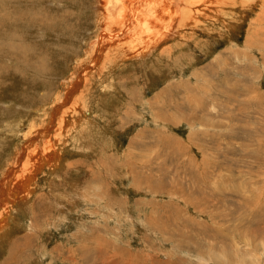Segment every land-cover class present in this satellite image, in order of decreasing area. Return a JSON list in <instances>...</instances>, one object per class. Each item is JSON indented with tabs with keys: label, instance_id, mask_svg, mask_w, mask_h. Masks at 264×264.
Listing matches in <instances>:
<instances>
[{
	"label": "rangeland",
	"instance_id": "1",
	"mask_svg": "<svg viewBox=\"0 0 264 264\" xmlns=\"http://www.w3.org/2000/svg\"><path fill=\"white\" fill-rule=\"evenodd\" d=\"M94 5L0 0V264H264V0Z\"/></svg>",
	"mask_w": 264,
	"mask_h": 264
},
{
	"label": "bare ground",
	"instance_id": "2",
	"mask_svg": "<svg viewBox=\"0 0 264 264\" xmlns=\"http://www.w3.org/2000/svg\"><path fill=\"white\" fill-rule=\"evenodd\" d=\"M94 1V6H95V8H97V9H99L100 8V10H97V9H95V11H98V14H97V16H96V18H95V20H93V22H94V24H96L97 25V27H100L101 25L103 26L102 27V33L100 34V36H99V38L98 39H96V41L94 42L93 41V45H92V47L95 45H98L97 47H96V50L93 52V56L95 57L96 55H97V57L99 56V54L101 53V55H103L102 54V52H103V49L102 48H104L105 49V47H107V46H116V47H118V48H121L120 50L123 52V54L125 53V56H127L126 54L127 53H129L130 55H128L129 57H132V58H136V57H139V56H143V54L145 55V53L147 52V49H148V47L149 46H143V48H142V46L140 47V46H138L137 45V47H126L125 45L123 46V44L121 43V40L122 39H124L125 37L127 38L128 36H130V35H135V34H139L140 32H142V30H144V29H142V27L140 28V25H144V27H146V28H148L149 29V27H153L154 29H155V36H154V39H153V42L155 43L156 41H158L159 40V38H160V27L164 24V20L167 18V16H168V14L169 15H175V14H173V11H175V10H173L172 11V4H173V2H177V4L179 5V9H180V14H181V18H180V21L181 20H187V17H186V15H184L185 14V10H184V8H185V6H186V4L187 3H189V1L191 2V0H93ZM195 2H197V1H195ZM20 3V2H19ZM72 4L74 5L75 3H74V1L72 2ZM77 4V3H76ZM75 4V5H76ZM110 4V5H109ZM93 6V7H94ZM75 7V6H74ZM80 7V6H79ZM111 8H113V10L114 11H117V10H119V9H123V10H132V12L133 13H135L134 15H131L130 17H131V21L130 22H127L128 24L126 25V26H124L125 24H126V20L125 19H123L122 21L121 20H109L106 16L108 15L107 14V12L106 11H109V9H111ZM175 8V7H174ZM91 9H93L92 7H91ZM103 11H105V12H103ZM113 11V13H115ZM92 12V11H91ZM131 12V13H132ZM110 13V12H109ZM113 13H112V15L110 14V16H115V17H117L118 15H119V13L117 14V16L116 15H113ZM175 13V12H174ZM105 17V21H108V22H110L111 24H109V25H107V23H103V20L101 19V17ZM129 16V15H128ZM109 17V16H108ZM124 18V17H123ZM153 18L154 19H158V21L160 22V24H157L154 20H153ZM185 18V19H184ZM36 19V18H35ZM34 19V20H35ZM170 19H172V18H170ZM169 19V20H170ZM178 22V21H177ZM166 23V22H165ZM179 23V22H178ZM166 24H169V23H166ZM171 24V23H170ZM177 26H178V24H176ZM95 26V25H94ZM160 26V27H159ZM176 26V27H177ZM156 28H158V29H156ZM118 29V31H116ZM116 31V32H115ZM145 31V30H144ZM169 32V31H168ZM149 33V32H148ZM152 33H153V31H152ZM142 34H144V37L146 36L145 35V32L144 33H140V37H142L141 35ZM147 34V33H146ZM153 35V34H152ZM172 36H174V33L172 34V35H170V37H172ZM133 37V36H132ZM131 37V38H132ZM135 38H137V37H135ZM134 38V39H135ZM139 38V37H138ZM104 39L107 41V43H105L104 42ZM133 39V40H134ZM166 39V38H165ZM126 42H129V41H126ZM125 42V43H126ZM133 42V41H132ZM145 42V41H144ZM135 43V42H134ZM138 43V42H137ZM137 43H135V44H137ZM141 43V42H140ZM148 43V42H147ZM143 44V43H142ZM149 44H150V41H149ZM126 45H127V43H126ZM133 45V44H132ZM147 45V44H146ZM157 45V44H156ZM131 46V45H130ZM154 46V45H153ZM141 48V49H140ZM153 48V47H152ZM151 48V49H152ZM92 49V48H91ZM99 49H101L102 50V52H100V53H98V54H96V52H98V50ZM84 50H86V49H84ZM90 51V50H89ZM86 52V51H85ZM110 52V51H109ZM121 52V53H122ZM88 53V52H87ZM107 54V53H106ZM110 54V53H109ZM149 54V53H148ZM147 54V55H148ZM146 55V56H147ZM120 56V55H119ZM127 56V57H128ZM145 56V57H146ZM96 57V58H97ZM95 58V59H96ZM141 58V57H140ZM100 59H101V57H100ZM118 59V58H117ZM125 59V58H124ZM127 59V58H126ZM125 59V60H126ZM116 60V59H115ZM88 61V60H87ZM99 61V60H98ZM106 61V60H105ZM114 61V60H113ZM112 61V62H113ZM118 61H119V59H118ZM95 62H97V61H94V63ZM116 63V62H115ZM111 64V63H110ZM90 65V64H89ZM88 65V66H89ZM115 66V65H114ZM86 67H84V69H85ZM86 70V69H85ZM84 70V71H85ZM88 71V70H87ZM101 71V70H100ZM109 71H110V69H109ZM89 72V71H88ZM87 72V73H88ZM99 72V71H98ZM86 74V73H85ZM99 74V73H98ZM76 78V77H75ZM70 79V78H69ZM73 79V78H72ZM67 91V90H66ZM73 91V90H72ZM64 93H66V92H64ZM70 93V92H69ZM68 93V94H69ZM66 95V94H65ZM72 95V94H71ZM65 97V96H64ZM68 97H69V95H68ZM67 97V98H68ZM63 98V97H62ZM64 100V99H63ZM62 104V103H61ZM59 109V108H58ZM58 109H56V110H54V113H56L57 115L60 113V112H58ZM58 112V113H57ZM54 113H52V114H54ZM55 116V115H54ZM52 118H53V116H52ZM79 119V118H78ZM51 121V120H50ZM49 121V122H50ZM48 128V127H47ZM50 129V128H49ZM49 129H47V130H49ZM50 131H51V129H50ZM44 132H47V131H44ZM50 133V132H49ZM44 134V133H43ZM48 134V133H47ZM40 136V135H39ZM44 136H45V134H44ZM44 136H41V137H44ZM49 138H50V136H48ZM48 138V139H49ZM42 139V138H41ZM46 139V138H45ZM44 139V140H45ZM46 141V140H45ZM63 141V140H62ZM46 144V143H45ZM47 145V144H46ZM55 147V146H54ZM51 149V148H50ZM49 150V149H48ZM45 151V150H44ZM44 151H42L43 153H41V155H43L45 152ZM51 152V151H50ZM49 152V153H50ZM95 153V152H94ZM46 154V153H45ZM44 154V155H45ZM27 156V155H26ZM18 157H19V155H18ZM32 157V156H31ZM34 157V156H33ZM52 158V157H51ZM59 158V157H58ZM53 159V158H52ZM18 161H19V159H17ZM38 160V159H37ZM54 160V159H53ZM25 161V160H24ZM34 161V160H33ZM43 161V160H42ZM22 162V161H21ZM17 163V162H16ZM35 163V162H34ZM19 164V163H18ZM17 164V165H18ZM21 164V163H20ZM24 164V163H23ZM27 164V163H26ZM32 166H33V164H32ZM18 167V166H17ZM11 168V167H10ZM24 168V167H23ZM17 169V168H16ZM15 169V171H17ZM14 170H13V173L15 172ZM18 172V171H17ZM17 172H15L16 174H17ZM35 172H36V170H35ZM6 173H8V172H6ZM12 173V171H10L9 172V175H8V177H6L3 181H4V188L3 189H1L0 188V197H2L3 196V194L5 195V194H8V198H11V196H12V193L11 194H9V192L10 191H8V188H10V186H9V184L10 183H12L11 182V180H10V178L13 176V178H14V175H12L13 174ZM24 173V172H23ZM31 173H32V171H31ZM29 174H30V172H29ZM17 175H15V177H16ZM19 178V177H18ZM28 178V177H27ZM20 179H22V178H20ZM19 179V180H20ZM24 179V178H23ZM22 179V180H23ZM18 182V181H17ZM22 182V181H21ZM24 182V181H23ZM22 182V183H23ZM25 182H26V180H25ZM21 183V184H22ZM17 184V183H16ZM24 184V183H23ZM26 184V183H25ZM10 190H11V188H10ZM14 192V191H13ZM19 193V192H18ZM17 197V196H16ZM23 197V196H22ZM4 198V197H3ZM2 198V199H3ZM4 200V199H3ZM12 200V199H11ZM10 201V200H9ZM12 202V201H11ZM0 204H1V201H0ZM9 206V205H8ZM7 207V206H6ZM5 207V208H6ZM4 209V208H3ZM2 209V210H3ZM5 210V209H4ZM8 210V209H7ZM6 210V212L7 213H9L8 211ZM9 211H10V209H9ZM2 213H4V212H2ZM10 214V213H9ZM11 216V215H10ZM1 218V217H0ZM2 218H3V216H2ZM7 218V217H6ZM5 219V218H4ZM10 219V218H9ZM3 221V220H2ZM2 224H4V223H2ZM2 224H0V226H2ZM0 229H2L1 227H0ZM4 229V228H3ZM2 231V230H1Z\"/></svg>",
	"mask_w": 264,
	"mask_h": 264
}]
</instances>
